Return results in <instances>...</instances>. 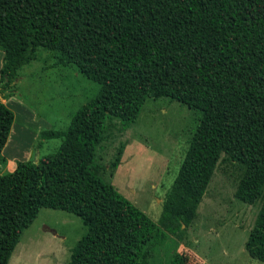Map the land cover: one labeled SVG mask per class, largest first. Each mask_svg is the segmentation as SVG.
<instances>
[{
	"label": "trees",
	"instance_id": "obj_1",
	"mask_svg": "<svg viewBox=\"0 0 264 264\" xmlns=\"http://www.w3.org/2000/svg\"><path fill=\"white\" fill-rule=\"evenodd\" d=\"M38 47L100 89L67 131L40 133L37 146L62 140L51 158L11 173H2V150L14 115L0 99V264L43 208L86 227L67 264H146L157 227L184 234L193 222L222 154L241 170L235 197L259 203L245 246L264 263V0H0V97ZM161 97L199 115L155 223L94 161L106 118L134 123L147 99ZM167 253L165 264H188L177 246Z\"/></svg>",
	"mask_w": 264,
	"mask_h": 264
},
{
	"label": "rangeland",
	"instance_id": "obj_2",
	"mask_svg": "<svg viewBox=\"0 0 264 264\" xmlns=\"http://www.w3.org/2000/svg\"><path fill=\"white\" fill-rule=\"evenodd\" d=\"M53 61L48 51L40 49L37 59L21 71L18 85L16 78L12 90L17 88L23 109L54 120L59 130H65L77 111L97 96L99 86L78 74L74 66L63 68L53 65ZM11 108L18 118L17 125L21 123V112ZM198 115L184 104L161 97L147 99L134 123L123 125L116 118L104 122L94 161L100 167L99 174L155 223L161 217L163 202L184 159ZM30 139H23V148L29 147ZM17 141L10 139L13 146ZM38 142L40 138L35 149L39 148ZM9 152L4 151L2 156ZM225 158L222 154L195 219L187 228L182 226L184 234L177 230L170 235L157 227L143 254L144 263L165 264L167 250L177 246L188 264H264L252 259L245 246L259 203L246 204L235 197L241 170ZM3 173L9 172L4 169ZM85 234L79 216L43 208L23 231L9 264H67L70 250Z\"/></svg>",
	"mask_w": 264,
	"mask_h": 264
},
{
	"label": "crops",
	"instance_id": "obj_3",
	"mask_svg": "<svg viewBox=\"0 0 264 264\" xmlns=\"http://www.w3.org/2000/svg\"><path fill=\"white\" fill-rule=\"evenodd\" d=\"M40 49L46 50L50 53L51 59L54 60L53 65H55V66L60 65L63 68L68 67V66L60 64V61H62L63 58L61 57V55L58 52H56L54 50L47 49V48L38 47L36 49L34 55L32 56V58L30 59V61L26 65L22 66L17 71V75H16L17 76V82H16L17 85L22 80V78L20 77L21 71L23 70V68L25 66H28L30 63L34 62L37 59V55H38V52ZM2 59H3V52L0 50V69H1V65H2ZM70 66H73V65H70ZM76 71L78 74H81L77 70V68H76ZM81 75L84 76L83 74H81ZM86 79L90 82H93V81L89 80L88 78H86ZM93 83L97 84L96 82H93ZM99 89H100V86H99ZM0 99L9 109H12L11 108V105H12L14 107H17L21 112V116H20V122L21 123L16 125V122H18V118L14 115L12 127H11L10 133L8 135L7 142H6V144L2 150V154L4 151L6 152V150L10 151L8 155L6 154L5 156H3L5 159V166L3 167L2 173L4 172V169H5V171H8L9 173L13 172L15 170L18 162L32 161L35 163H41V162H44L45 160L51 158L56 153V151H57L59 145L61 144L62 140L57 139V138L45 139V140H42V143L39 146V148L35 149L34 145L38 141L40 133L42 131H49L51 133H59V132L67 131L70 127L72 118L75 115L71 118L70 123L65 130H59V128H57L56 121L50 120V119L45 120V118H44L45 116L40 115V114L38 116L34 113L32 114L27 109H23V107H21L19 105L20 100L18 99L17 88H14L12 93H8L4 97H0ZM25 137H30L31 139L29 140V144H28L29 147L27 146V147L23 148L22 147V141ZM12 138H16L18 140L16 142L17 144L15 143L14 146H13V143L10 142V139H12ZM50 140H57L58 142L49 143ZM9 261H10V259H9ZM9 261H8V264H9Z\"/></svg>",
	"mask_w": 264,
	"mask_h": 264
}]
</instances>
